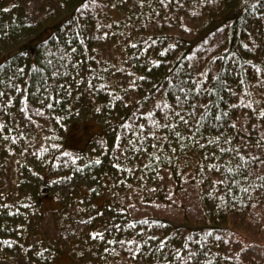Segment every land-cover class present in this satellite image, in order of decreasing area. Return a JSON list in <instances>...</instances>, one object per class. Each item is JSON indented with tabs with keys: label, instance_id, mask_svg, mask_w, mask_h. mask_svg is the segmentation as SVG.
I'll use <instances>...</instances> for the list:
<instances>
[{
	"label": "trees",
	"instance_id": "16d2710c",
	"mask_svg": "<svg viewBox=\"0 0 264 264\" xmlns=\"http://www.w3.org/2000/svg\"><path fill=\"white\" fill-rule=\"evenodd\" d=\"M0 52V263L17 249L52 263L17 240L43 203L19 194L16 171L28 163L74 177L102 162L92 141L78 153L66 145L84 106L101 143L114 133V173L97 189L129 184L143 203L166 206L197 197L204 215L181 246L164 218L141 225L117 201L90 205L103 219L86 236L93 264L119 255L122 264H237L223 262L233 242L264 253V0H22L8 9L0 0ZM155 242L163 245L152 255Z\"/></svg>",
	"mask_w": 264,
	"mask_h": 264
},
{
	"label": "rangeland",
	"instance_id": "374dc122",
	"mask_svg": "<svg viewBox=\"0 0 264 264\" xmlns=\"http://www.w3.org/2000/svg\"><path fill=\"white\" fill-rule=\"evenodd\" d=\"M22 0H1L3 6L8 9L17 5ZM233 17V12L228 14V18ZM32 22V21H31ZM224 25L223 20L212 23L205 30L197 34L188 35L189 45L191 47H197L204 39L215 30L222 28ZM52 29L45 30L42 35L39 36L40 40L46 39ZM9 45L2 47V51L7 52ZM1 53V52H0ZM88 109L84 106L80 113V118L77 120L79 127L73 125L68 131V137L66 138V145L68 149L75 151L74 153L85 150L87 144L92 141L93 155L104 156L102 162L98 164L89 165L78 172H74V177H57L55 176L54 166L51 171L46 172L44 165H31L28 164L29 170L24 172L16 171L18 177L16 180V186H19L20 180H25V183L19 188V194H25L32 196L33 199H42L43 209L41 211L42 217L33 215L26 225V230L23 236L18 237L17 240L23 241V248L28 253L33 254L34 249L31 245L38 246L37 249L47 250L53 256L51 264H93L95 257L89 252L88 243L90 240L86 238L87 234L95 226H101L97 215L88 213L91 209L90 205H95L101 211L104 203L109 204V208H113L111 204L117 201L121 206L126 208V212L133 217L136 222L143 225L147 222L148 218L166 219L174 228L170 231V241L174 245H184L188 239L189 232L192 228L199 227L202 224L204 218L202 208L199 204L197 197L191 199L179 197L175 204L164 205L160 203H143L132 187L128 184L120 187L115 185V191L112 190V183H106L103 190H99L96 186L100 184V176L102 173H106L109 178L108 182H111L110 176L113 171L109 152L112 148V142L114 140V133L109 131L107 133V145L99 140L97 137L100 132L96 122L92 118H87L86 114ZM96 136V137H95ZM89 146V144H88ZM87 146V147H88ZM105 147V151L102 152V148ZM108 153V154H106ZM92 154V153H91ZM108 155V156H106ZM57 174H61V164L57 163ZM64 164V163H63ZM62 164V166H63ZM75 166L83 168L80 163L73 164ZM31 168V169H30ZM109 172V173H108ZM111 172V173H110ZM135 180V177L132 181ZM114 181V180H113ZM115 182V181H114ZM138 180L134 181V184ZM161 184L164 186H172V182L166 178L163 174ZM97 184V185H96ZM130 184H133L131 182ZM97 186V187H98ZM17 190V192L19 191ZM169 190V188H167ZM113 201V202H112ZM82 213H86L83 214ZM104 216V215H103ZM100 218V217H99ZM140 224L138 226H140ZM87 229V230H86ZM98 234L99 232H94ZM217 234L213 236L216 238ZM169 240V239H166ZM250 239H248V242ZM233 242V241H232ZM155 242L151 248L152 255L161 249V245ZM252 243V242H250ZM256 245V244H255ZM160 246V247H159ZM260 247L259 245H256ZM30 247L32 249H30ZM30 249V250H29ZM239 247L235 242L232 244L224 245L222 248L223 262L227 258L228 261H238L237 264H264V253L259 255L253 251L252 248L247 250H238ZM261 251L264 249L261 247ZM118 257V264H122L124 257L122 255ZM9 261H13L9 262ZM44 263L49 264L46 260H42ZM128 261V260H127ZM0 264H40L27 260L20 249L10 253L7 261H2Z\"/></svg>",
	"mask_w": 264,
	"mask_h": 264
},
{
	"label": "snow or ice",
	"instance_id": "6c2138e0",
	"mask_svg": "<svg viewBox=\"0 0 264 264\" xmlns=\"http://www.w3.org/2000/svg\"><path fill=\"white\" fill-rule=\"evenodd\" d=\"M84 7H87L88 5L87 4H85V5H83ZM17 91H19V89H16ZM0 95H3V93L2 92H0ZM52 105H48V107H51ZM140 127H143V125H141ZM129 243H131V242H129Z\"/></svg>",
	"mask_w": 264,
	"mask_h": 264
}]
</instances>
